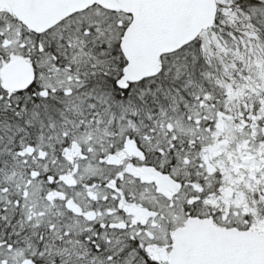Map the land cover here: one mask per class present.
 Here are the masks:
<instances>
[{
  "label": "snow or ice",
  "instance_id": "snow-or-ice-1",
  "mask_svg": "<svg viewBox=\"0 0 264 264\" xmlns=\"http://www.w3.org/2000/svg\"><path fill=\"white\" fill-rule=\"evenodd\" d=\"M0 264H264V0H0Z\"/></svg>",
  "mask_w": 264,
  "mask_h": 264
}]
</instances>
